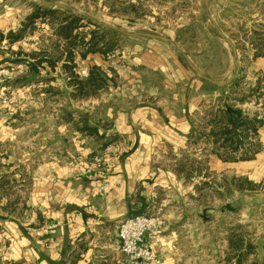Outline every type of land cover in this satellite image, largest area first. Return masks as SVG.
I'll return each mask as SVG.
<instances>
[{
    "label": "crops",
    "instance_id": "crops-1",
    "mask_svg": "<svg viewBox=\"0 0 264 264\" xmlns=\"http://www.w3.org/2000/svg\"><path fill=\"white\" fill-rule=\"evenodd\" d=\"M148 1L187 2L115 0L118 11L103 15L133 19L129 8ZM39 8L31 0H0V67H11L0 78V96L18 98L15 104L0 102V264L70 263L75 256H80L77 264H127L118 245V224L151 208L165 219L160 231L145 238L155 264H264V53L243 67V74L235 55L230 56L219 79L199 61L187 60L185 67L168 51L174 45L170 40L154 44L157 38L140 34L129 36L149 40L106 57L71 45V37L60 33L62 23L41 17ZM35 15L37 29L27 30ZM21 31V39H9ZM34 34L40 35L38 41L31 39ZM23 43L34 56H11ZM69 52L74 70L97 68L99 86L78 93L67 69ZM32 64L37 78L23 84ZM78 77L85 81L90 75ZM243 82L263 92L252 113L238 96ZM205 101L215 108L213 119L232 106L256 120L255 133L245 126L236 129L241 151L256 146L252 158L225 159L228 154L217 150L221 136L212 133L223 124L214 123L207 146L186 153ZM106 147L118 158L107 155ZM94 154L103 157L102 169L92 165ZM104 181L108 187L101 190ZM42 229L49 232L36 233ZM93 247L109 250L96 259Z\"/></svg>",
    "mask_w": 264,
    "mask_h": 264
},
{
    "label": "rangeland",
    "instance_id": "rangeland-1",
    "mask_svg": "<svg viewBox=\"0 0 264 264\" xmlns=\"http://www.w3.org/2000/svg\"><path fill=\"white\" fill-rule=\"evenodd\" d=\"M58 2L72 6L75 10L80 12L82 11L79 14L73 12L75 15L83 18L81 21L79 20L78 24H82L80 28L84 29L80 31V28H77L78 31L75 35L78 36L72 35L70 39L71 43L75 42V44L83 45L85 48H96L95 46H88V44L85 45L94 33V43L99 41L98 45L100 48L104 43H108V47H103L108 51L106 57L111 56L113 51L123 50L126 47L128 49L132 48L136 42L142 40V38L149 40V38L144 36H129L118 30L117 34H113L108 30L114 29L110 26H116L117 28L131 33L143 32L164 36L174 44H170L168 50L170 54H175L181 61L185 62V67H189L187 60L193 63L194 61H199L218 79L226 74V70L229 67L230 56L232 57L235 55V60L240 65L241 69L256 58L257 52L264 50V0H211L208 4L203 0H194L192 2L187 0V2H172L170 4L150 1L139 2L136 8H134V6L129 8V11L133 12V19H116L115 21L113 18H105L103 15V12H105L107 15L111 16V14L118 11L119 8L116 7L115 0H111L100 7L97 3L98 0H58ZM44 8L46 7L42 6V9ZM65 16L69 15L67 13H59L53 16L48 15V18L50 17V21L56 24L58 22L61 23V19ZM33 22L29 19L26 24V29L29 28L30 31L37 29V27L33 25ZM104 22H107L108 25ZM92 23L102 26H97ZM143 41H145V39H143ZM153 41L150 42L161 44L160 39H154ZM36 47L38 48V45H36ZM19 48L13 51L11 56H14L16 53L18 54V58L20 55L23 54L26 56L28 53L34 56V52L31 51L32 49H30V46L24 45L23 43L22 47ZM39 48L42 49L41 46ZM55 48L58 49V45ZM21 49L24 50L25 54L21 52ZM28 49L29 51H26ZM204 49H208L209 52H204ZM130 52L131 51L126 52L125 57L128 58ZM161 52L166 53L165 50ZM199 55H201L202 58H199ZM9 67L8 64H4L0 67V71L6 70ZM4 74L5 73L0 74V78H3ZM74 74L78 75L76 70H74ZM241 74H243V72H241ZM242 86L240 95L238 96L244 100L245 104L247 103L246 107L244 106L245 109L252 113L256 108H259L258 100L261 98L263 92L260 91L261 88L248 83H244ZM261 86L264 87V80H262ZM2 99L3 95L0 96V102ZM236 101L233 103L236 104L238 102ZM220 103L221 106L226 105L223 100H221ZM214 109L215 108H212L210 103L206 101L202 104L201 111L198 114L200 116L195 120L197 129L190 139V145L188 147L190 150L186 152L189 156L196 152L195 148L199 149L200 147L207 146L205 143L207 144L210 138L208 127L213 120L211 114L214 113ZM204 149L207 150L208 147H204ZM204 149H201V153L203 154ZM171 154H173V152L169 151L168 156L172 157ZM162 193L164 192H161V194ZM150 211L159 213L157 209L155 210L153 208H151L149 212ZM98 246H101V244ZM107 250L109 249L93 247L91 256L96 259L97 256H105L106 252H108Z\"/></svg>",
    "mask_w": 264,
    "mask_h": 264
},
{
    "label": "trees",
    "instance_id": "trees-1",
    "mask_svg": "<svg viewBox=\"0 0 264 264\" xmlns=\"http://www.w3.org/2000/svg\"><path fill=\"white\" fill-rule=\"evenodd\" d=\"M39 10H41L42 15H40L41 17H47L48 15L53 16L59 13H68L69 16H65L63 19H61V23L62 25L60 26V33L66 37V38H70L73 35V31L76 28H80L82 26V24H78L79 20L81 21L83 18L80 16H77L75 14H71L68 11H63L60 9H48V8H39ZM39 15H35L33 16L30 20L31 22L35 21L36 18H38ZM64 23V24H63ZM94 25L97 26H102L100 24H96V23H92ZM104 27V26H103ZM106 29H108L107 27H104ZM110 32H112L113 34H117L118 31L116 29H108ZM23 31L19 32L18 34H14V33H10L9 34V39L11 41H16L19 40L23 37ZM78 36V35H75ZM94 33L91 36V38L85 43L88 44V46H95L96 48H90L88 47V49L90 51L93 52H100L103 55L106 56V54L108 53V51H106L103 47H108V43L106 42V44L104 43L102 45V47L100 48L99 41L94 43ZM71 45H77L75 44V42L70 43ZM109 49V48H108ZM264 53V50H260L259 52H257L256 56H260ZM85 55L83 54V57ZM67 59H71L72 64L71 65H67V69L72 70L71 74L73 76V81L74 84L76 85V88L78 89V93H84V89L85 88H90L92 86L97 87L99 86V79H97L96 77H101L102 74H100V72L97 70V68H94L91 73L89 72L90 77L85 80V81H80L78 75L74 74V68L76 67L74 61H73V55L72 52H69L67 55ZM31 68L33 70L38 71V68L36 65L32 64ZM243 68L240 69V72H242ZM239 72V73H240ZM236 83L239 82L238 80L236 81ZM91 89V88H90ZM255 122L256 120L254 119H250L249 117H245L242 113V111L240 109H234L232 106H227L225 108L224 111H222L221 116L215 117L211 123L214 124H220L222 125V129L218 130L216 132H212L215 136L219 135L220 137V143L219 146L217 147L218 151L223 149V151L225 153H227L228 155H225V159L227 160H231V161H238L240 159H249L252 158L254 156V152H256V146H248L246 148H244L242 151V140H241V135L236 133V129L242 126H245L247 129L249 130V134L250 131L252 133L256 132V126H255ZM192 136V135H191ZM220 152V151H219ZM224 157V155H223ZM180 166L183 167V164L180 163ZM180 169V168H179ZM80 259V256H75L73 258V260L70 263H67L66 261H63L61 263H57V264H77L78 260ZM12 264H23L22 262H16V263H12ZM88 264H93L92 262H89Z\"/></svg>",
    "mask_w": 264,
    "mask_h": 264
},
{
    "label": "built area",
    "instance_id": "built-area-1",
    "mask_svg": "<svg viewBox=\"0 0 264 264\" xmlns=\"http://www.w3.org/2000/svg\"><path fill=\"white\" fill-rule=\"evenodd\" d=\"M31 39L38 41L40 35L34 34ZM1 70L0 74L8 72ZM80 77L89 76V68L81 67L75 69ZM18 98L14 94H3L1 105L15 104ZM104 152L110 155L111 158L117 159L118 152L111 147H106ZM91 163L97 169H102L105 161L100 154H94L91 158ZM108 187V182L104 181L101 185V190ZM165 219L160 213L147 211L141 213H133L125 216L118 224V245L120 251L125 255L127 264H155V255L152 249L145 244V238L148 233L158 232L162 229ZM49 229H42L37 234H47Z\"/></svg>",
    "mask_w": 264,
    "mask_h": 264
},
{
    "label": "water",
    "instance_id": "water-1",
    "mask_svg": "<svg viewBox=\"0 0 264 264\" xmlns=\"http://www.w3.org/2000/svg\"><path fill=\"white\" fill-rule=\"evenodd\" d=\"M35 3H37L38 5H41V6H44L46 8H52V9H55V8H62V9H66V10H70L74 13H81L80 11L78 10H75L72 6H69V5H66V4H63V3H60V2H54V3H48V2H45V1H42V0H31ZM208 4V2H206ZM114 29H117L121 32H123L124 34L126 35H135V34H140V35H144V36H147V37H151V38H157V39H162V40H169L168 38L164 37V36H161V35H158V34H152V33H129V32H126L124 30H121V29H118L116 27H113ZM37 78V72L35 70L32 71V73L30 74V76H28L23 84H27L31 81H34L36 80Z\"/></svg>",
    "mask_w": 264,
    "mask_h": 264
}]
</instances>
